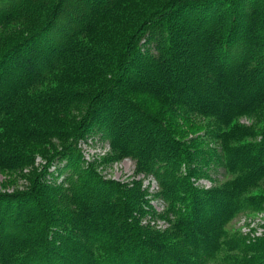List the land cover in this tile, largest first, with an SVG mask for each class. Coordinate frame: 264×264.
I'll return each mask as SVG.
<instances>
[{
  "label": "trees",
  "instance_id": "1",
  "mask_svg": "<svg viewBox=\"0 0 264 264\" xmlns=\"http://www.w3.org/2000/svg\"><path fill=\"white\" fill-rule=\"evenodd\" d=\"M218 1L171 0L138 15L120 50H105L93 46L95 34H120L125 0H0V28L10 20L25 29L0 37V172L35 167L41 151L25 152L27 142H63L41 153L35 186L0 190V264H264V240L250 246L226 230L252 204L245 194L264 174V137L244 151L232 145L238 129L224 133L218 160L236 176L203 189L197 159L129 98L150 96L151 108L166 98L175 116L225 127L264 106V1L223 0V9ZM92 132L156 177L164 214L152 216L167 229L144 223L153 209L139 187L124 193L78 165V143ZM51 171L65 176L61 185H49Z\"/></svg>",
  "mask_w": 264,
  "mask_h": 264
},
{
  "label": "rangeland",
  "instance_id": "2",
  "mask_svg": "<svg viewBox=\"0 0 264 264\" xmlns=\"http://www.w3.org/2000/svg\"><path fill=\"white\" fill-rule=\"evenodd\" d=\"M170 1L125 0V4L120 11V16L117 18L118 24L116 23V28L118 30L121 24L126 26L121 31V28L119 29V35L110 39L107 36L101 38L99 36L102 32H96L95 39L97 41L93 43V46L105 50L116 48L120 50L124 44L122 34L131 36L135 28H133L134 19L138 15L142 16L160 10ZM261 1L263 2L264 0ZM223 3H225L223 0L218 1L222 9L225 6ZM218 4L215 3V6H218ZM2 16L1 18H4ZM22 25L24 23L20 21L10 23L9 20V22H5L0 28V37L8 40L22 35L23 30H25ZM139 25L140 22L135 23L136 27ZM104 77L106 78V75ZM129 98H134L137 102L143 104L144 107L142 106V108L152 113L154 117H157L156 120L160 121L159 125L161 127L165 128L168 125V128L184 144L186 151H188L192 159H195V161L197 159L198 176L195 177V181L203 189L222 187L236 176L235 174L231 175L229 172H226L224 166L220 165V161L218 160V156L224 152L223 139L226 136L224 133L238 129V139H236V142H232V145L233 147H240L244 151H247L246 148H249V146L250 149L254 148L264 137V106L251 113L237 117L230 126L225 127L218 124L212 117L204 118L192 113L175 116L172 111H169L170 103L166 98H159L153 108L147 104V101L152 98L150 96L131 94ZM75 111L77 110L71 109L69 117L75 115ZM77 115H79V112ZM77 119H72L71 122L74 123ZM148 126H150L148 127L150 130L153 129L154 131L157 128L156 124H149ZM89 135V137L85 136L80 139L78 143L82 156V159H79L78 165L81 163L82 167L85 168L92 165L103 178L120 184V188L124 193H131L139 187L143 193V203L152 206L153 209L144 218V223L152 220V225H156L161 230L167 229L169 225L165 220L162 218L155 219L152 216L154 211L158 215L164 214V203L157 196L160 188L156 177L152 173H145L144 169L137 166L135 159L119 157L102 134L92 132ZM61 143L63 144L62 140L51 138L43 141L27 142L28 146L25 148V152L41 151L37 154L38 157L40 156V159L37 160L34 168L29 167L21 172H0V190L11 193L13 191L22 192L35 186L32 184L37 183V175L45 163L42 159L47 156L41 153L47 152L48 155H51L55 152L54 149L52 150L51 145H58L56 147L58 148L62 145ZM66 143L69 144V141ZM85 171L87 169L84 170L82 168L79 174H84ZM203 172L205 173L204 176H202ZM50 173L49 177L52 180L49 185H61L65 176L59 174V172L56 175L52 171ZM53 173L54 177L52 176ZM46 177L43 178L42 182L48 184ZM245 197L247 200H250L251 206L234 216L227 223L226 230L232 236L241 237L247 244L254 246L257 242L264 240V174H254L252 176V183L248 187ZM251 253L255 252L250 251Z\"/></svg>",
  "mask_w": 264,
  "mask_h": 264
},
{
  "label": "bare ground",
  "instance_id": "3",
  "mask_svg": "<svg viewBox=\"0 0 264 264\" xmlns=\"http://www.w3.org/2000/svg\"><path fill=\"white\" fill-rule=\"evenodd\" d=\"M148 49V48H147Z\"/></svg>",
  "mask_w": 264,
  "mask_h": 264
}]
</instances>
